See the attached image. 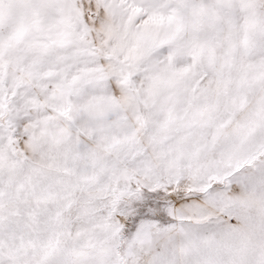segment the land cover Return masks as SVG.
I'll return each instance as SVG.
<instances>
[{"label":"snow or ice","instance_id":"obj_1","mask_svg":"<svg viewBox=\"0 0 264 264\" xmlns=\"http://www.w3.org/2000/svg\"><path fill=\"white\" fill-rule=\"evenodd\" d=\"M0 264H264V0H0Z\"/></svg>","mask_w":264,"mask_h":264}]
</instances>
